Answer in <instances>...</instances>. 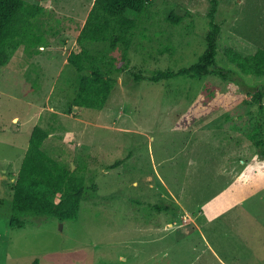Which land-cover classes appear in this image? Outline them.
<instances>
[{"label":"rangeland","instance_id":"rangeland-1","mask_svg":"<svg viewBox=\"0 0 264 264\" xmlns=\"http://www.w3.org/2000/svg\"><path fill=\"white\" fill-rule=\"evenodd\" d=\"M25 1L43 7L34 33L45 40L0 66V209L36 126L85 196L77 219L11 228L1 214L0 264H264V155L250 138L258 126L264 136V110L246 94L264 76L238 73L223 55L264 49V0H217L216 62L236 76L133 81L130 71L188 67L206 46L209 0H150L102 109L70 104L80 73L67 57L94 0ZM223 93L241 101L224 109Z\"/></svg>","mask_w":264,"mask_h":264},{"label":"trees","instance_id":"trees-1","mask_svg":"<svg viewBox=\"0 0 264 264\" xmlns=\"http://www.w3.org/2000/svg\"><path fill=\"white\" fill-rule=\"evenodd\" d=\"M207 12L208 30L204 37L205 50L198 60L188 67L178 70H155L151 75L130 71L133 81L147 80L159 82L178 76L200 79L204 76H219L223 79L236 76V72L227 71L217 65L218 39L221 26L215 21L218 8L217 0H209ZM150 0H94L76 42L78 52H71L67 62L80 73L77 91L70 104L72 107L102 109L117 82L116 74L129 69L127 52L132 44L140 17L148 14ZM44 12L41 5L25 0H0V66L6 64L13 52L21 45L26 50L42 47L44 37L36 34L34 20ZM132 14V17L130 16ZM181 16L169 12L167 21L177 25ZM104 48H100V45ZM121 51V57L111 54ZM228 63L243 75L264 76V49L243 55L228 47L223 50ZM225 71V72H224ZM85 73V74H82ZM246 94L252 95L257 104V115L263 114L264 86ZM241 96L219 95L217 103L229 110L241 101ZM198 109L193 113L198 115ZM261 117V116H260ZM260 128V126H258ZM254 128L250 136L253 144L264 155L263 131ZM49 132L39 126L31 131L29 143L22 159L11 199L0 215L7 219L11 228L26 225L25 217L55 218L59 222L77 219L80 204L85 196L83 180L73 171L57 162L43 151L42 145Z\"/></svg>","mask_w":264,"mask_h":264}]
</instances>
